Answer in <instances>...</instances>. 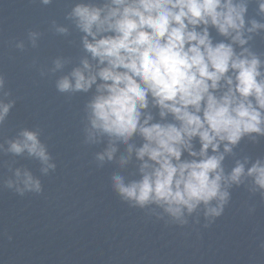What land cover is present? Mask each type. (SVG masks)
<instances>
[{"label":"clouds","instance_id":"1","mask_svg":"<svg viewBox=\"0 0 264 264\" xmlns=\"http://www.w3.org/2000/svg\"><path fill=\"white\" fill-rule=\"evenodd\" d=\"M256 5L257 15L264 17V0ZM247 13V0H107L102 6L76 3L69 12L84 33L83 48L91 60L84 58L56 87L89 92L95 85L87 104L88 138H110L100 161L114 159L118 142L127 145L121 166L135 154L139 179L112 177L115 191L132 206L156 205L186 223L185 212L201 205L206 216L219 217L229 189L247 178L252 191L264 192V161L247 168V159L237 161L227 174L223 166L244 137L264 136V60L246 47L253 33L264 31V22L247 19ZM210 28L231 42H214ZM30 36L35 46L38 33ZM17 47L23 49V42ZM62 67L56 60L53 71ZM5 89L0 75V128L16 104ZM150 108L159 110V120ZM137 135L143 140L139 147L130 143ZM5 143L0 150L16 156L26 152L44 165V173L56 167L39 131L23 128ZM5 183L20 195L42 190L40 179L27 169H16Z\"/></svg>","mask_w":264,"mask_h":264},{"label":"water","instance_id":"2","mask_svg":"<svg viewBox=\"0 0 264 264\" xmlns=\"http://www.w3.org/2000/svg\"><path fill=\"white\" fill-rule=\"evenodd\" d=\"M106 2L0 0V75L11 92L8 99L16 101L0 128V143L7 148L6 139L23 128L39 131L56 165L44 173V165L26 152L16 156L0 150V264H264V192L252 191L251 178L229 189L219 217L206 216L201 205L192 214L185 212L186 223L156 205L132 206L115 191L112 177L139 179L140 162L133 154L121 166L128 153L119 142L112 161L98 159L110 138H88L87 104L95 85L89 92H60L56 87L84 58L91 60L83 48L84 33L69 12L76 3ZM247 2L246 18L264 22L256 0ZM59 27L68 32L60 33ZM32 32L38 33L35 46ZM210 32L214 42H231L215 28ZM252 36L246 47L264 60V31ZM21 42L23 49L17 47ZM56 60L63 67L53 71ZM150 111L160 119L158 109ZM130 143L139 147L143 140L137 135ZM195 145L198 150V140ZM245 159L246 168L257 159L264 161V136H246L226 154L225 173ZM16 169L31 171L42 190L20 195L8 188L5 182L14 179Z\"/></svg>","mask_w":264,"mask_h":264}]
</instances>
